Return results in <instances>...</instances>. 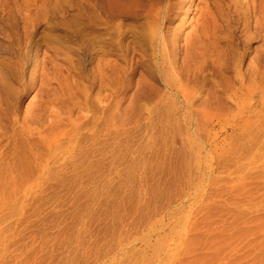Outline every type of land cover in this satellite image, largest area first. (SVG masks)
Masks as SVG:
<instances>
[{
  "label": "rangeland",
  "instance_id": "374dc122",
  "mask_svg": "<svg viewBox=\"0 0 264 264\" xmlns=\"http://www.w3.org/2000/svg\"><path fill=\"white\" fill-rule=\"evenodd\" d=\"M0 264H264V0H0Z\"/></svg>",
  "mask_w": 264,
  "mask_h": 264
}]
</instances>
